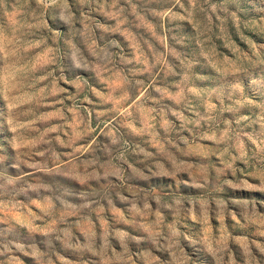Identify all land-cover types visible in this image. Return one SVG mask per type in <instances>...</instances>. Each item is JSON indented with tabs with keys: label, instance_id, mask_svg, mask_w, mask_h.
I'll list each match as a JSON object with an SVG mask.
<instances>
[{
	"label": "clouds",
	"instance_id": "clouds-1",
	"mask_svg": "<svg viewBox=\"0 0 264 264\" xmlns=\"http://www.w3.org/2000/svg\"><path fill=\"white\" fill-rule=\"evenodd\" d=\"M0 264H264V0H0Z\"/></svg>",
	"mask_w": 264,
	"mask_h": 264
}]
</instances>
